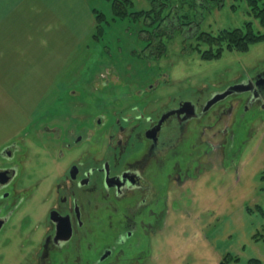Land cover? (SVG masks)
Returning <instances> with one entry per match:
<instances>
[{
	"label": "flooded vegetation",
	"instance_id": "flooded-vegetation-1",
	"mask_svg": "<svg viewBox=\"0 0 264 264\" xmlns=\"http://www.w3.org/2000/svg\"><path fill=\"white\" fill-rule=\"evenodd\" d=\"M136 87L100 111L67 102L64 117L37 127L35 138L46 140L35 142L46 152L37 175L25 172L39 152L29 157L22 138L0 141V264L148 263L185 188L230 156L241 107L264 116V67L220 88Z\"/></svg>",
	"mask_w": 264,
	"mask_h": 264
},
{
	"label": "rangeland",
	"instance_id": "rangeland-1",
	"mask_svg": "<svg viewBox=\"0 0 264 264\" xmlns=\"http://www.w3.org/2000/svg\"><path fill=\"white\" fill-rule=\"evenodd\" d=\"M132 1L134 10L151 6L150 0ZM160 1L167 3L163 7V13L169 15L165 18L167 25H175L176 21L184 24L176 28L178 31L170 29L162 36L165 50L159 54H151L148 50L151 48L145 47L147 43L142 39L149 37L148 31L155 27L144 19H111L105 23L103 33L96 35L98 27L92 8L110 19V2L85 0L84 5L67 11L65 53L57 51L56 58L48 64L42 61L37 67H28L37 70L26 68L23 73L0 76V141L22 138L31 150L29 157L33 151L40 153L29 162L31 168L25 175L39 173L33 172L38 169L33 166L41 164L46 153L42 154L43 148L35 143L46 142L38 136L35 138L36 128L64 117L67 102L84 100L88 102V108L84 107L86 112L92 111L90 106L100 111L109 100L129 95L125 91L137 88L138 84H157L156 94H172L204 85L213 89L264 67V39L250 44L247 51L224 49L219 57L212 59L202 57L209 44L200 42L199 50L185 45L196 46L200 29L197 35L193 31L198 26L216 34L220 29L244 27L250 20L255 30L264 33V26L249 13L245 0H210L208 8L197 4L202 0H155ZM56 32L61 35L60 30ZM44 64L48 66L45 68ZM44 68L49 70V76L43 74ZM107 82L110 83L105 91L101 84ZM71 90L81 91L82 95L75 97ZM71 109L75 107L71 105ZM237 111L234 110L233 117H239ZM241 111H245V123H232L235 137L228 148L230 156L222 159L223 164L215 163L192 186L185 188L180 212L165 219L152 240L146 264H218L224 253L238 256L233 251L245 238L240 223L248 229L256 227L255 231L264 235V214L257 207L264 201V116L250 108L241 107ZM245 138L247 141L241 143ZM32 203L20 208L19 213L30 209Z\"/></svg>",
	"mask_w": 264,
	"mask_h": 264
},
{
	"label": "crops",
	"instance_id": "crops-1",
	"mask_svg": "<svg viewBox=\"0 0 264 264\" xmlns=\"http://www.w3.org/2000/svg\"><path fill=\"white\" fill-rule=\"evenodd\" d=\"M84 2L85 0H0V76L23 73L30 66L37 67L38 62L48 61V64L56 58L57 51L65 53L67 11L73 6L84 5ZM57 30H60L62 36H58ZM47 64H44L45 68ZM45 68L42 72L49 76L50 72ZM33 69L36 68H28L30 71ZM252 136L253 134L250 135ZM260 207L264 214V201ZM239 225L245 238L233 252L238 254L241 263L256 258L260 264H264V241L252 238L256 227L248 229L242 223Z\"/></svg>",
	"mask_w": 264,
	"mask_h": 264
},
{
	"label": "trees",
	"instance_id": "trees-1",
	"mask_svg": "<svg viewBox=\"0 0 264 264\" xmlns=\"http://www.w3.org/2000/svg\"><path fill=\"white\" fill-rule=\"evenodd\" d=\"M111 6V17L107 19V16L94 8H92V14L94 16V20L96 26L98 27L97 34H101L104 31L105 23L110 22V20H123L129 17L132 21H141L144 19L146 23L149 25L154 26L155 29L152 30L149 37H143V41L146 44V48L149 47L152 53L159 54L160 52L165 50V43L162 41V36L169 33L170 29L177 30L181 28L179 25L176 24L171 26L165 23V18L168 15L167 13H163V7L167 5V3H157L155 0H150L151 6L148 9H139L134 10L133 8V1L132 0H108ZM210 0H202L199 2L200 6H204L208 8ZM170 2V0H167ZM248 5L249 13L253 15L254 18L258 19L259 24L264 26V0H245ZM173 11V10H172ZM169 16V15H168ZM197 22V21H196ZM254 23L246 21L243 25L244 27H233V28H224L220 29L216 34L210 33V31H206L205 29L201 30L198 26L197 30L193 31L196 36V40L198 41L196 46H191L190 44H185L186 46H190V49L199 50V43L205 42L209 44V48L202 53V57L206 59L217 58L221 55L224 49H236L239 51H247L250 44L255 43L264 39V33L259 32L258 30L254 29ZM177 28V29H176ZM185 30V28L183 29ZM174 31V32H175ZM178 31V30H177ZM167 36V35H166ZM96 38V36L93 35ZM157 37H159L157 39ZM153 50V51H152ZM191 51V50H190ZM149 52V51H148ZM202 52V51H201ZM141 53V52H140ZM257 207L261 211V207L257 205ZM254 239H261L264 241V235L259 234V232H255L253 235ZM260 264V261L256 258H250L247 262L241 263L238 256L231 254L230 252L224 253L219 260L218 264Z\"/></svg>",
	"mask_w": 264,
	"mask_h": 264
},
{
	"label": "water",
	"instance_id": "water-1",
	"mask_svg": "<svg viewBox=\"0 0 264 264\" xmlns=\"http://www.w3.org/2000/svg\"><path fill=\"white\" fill-rule=\"evenodd\" d=\"M242 88H241V86H240V84H237V85H233V86H231V88H229L227 91H230V90H232V91H240ZM223 94H225V93H223Z\"/></svg>",
	"mask_w": 264,
	"mask_h": 264
}]
</instances>
